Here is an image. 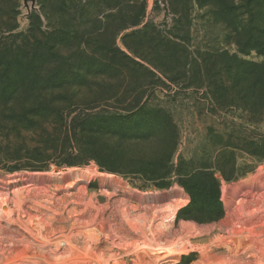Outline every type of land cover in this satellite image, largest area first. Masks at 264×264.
Wrapping results in <instances>:
<instances>
[{
  "label": "rangeland",
  "instance_id": "374dc122",
  "mask_svg": "<svg viewBox=\"0 0 264 264\" xmlns=\"http://www.w3.org/2000/svg\"><path fill=\"white\" fill-rule=\"evenodd\" d=\"M136 30L141 34L125 41L163 72L125 47L122 38ZM262 41L264 0H0V74L37 83L0 98V264H135L138 258L141 264H264V162L235 150L237 178H220L224 217L201 225L177 218L189 195L175 176L165 178L169 188H157L159 180L132 172L130 163L122 166L123 175L93 159L57 166L78 148L74 138L58 139L64 127L59 115L43 124L28 117L34 127L26 131L6 126L19 124L8 113L29 107L35 95L63 115L87 105L94 107L86 111L93 117L144 106L170 115L178 134L174 162L182 157L197 163L203 148L210 149V128L221 131L230 121L248 125L247 114L236 109L209 114L213 63L230 58L260 64ZM248 44L252 48L241 49ZM195 67L203 76L199 81ZM45 78L48 88L40 83ZM253 126L264 134V115L248 127ZM125 135H102L105 149L129 154L133 142ZM158 147L145 142L137 150ZM27 164L43 169L23 167ZM169 207L174 212L167 223ZM88 228L100 233L92 250L64 244L59 252L43 251L36 238L37 231L72 236ZM238 237L250 245L247 255L231 249Z\"/></svg>",
  "mask_w": 264,
  "mask_h": 264
},
{
  "label": "trees",
  "instance_id": "16d2710c",
  "mask_svg": "<svg viewBox=\"0 0 264 264\" xmlns=\"http://www.w3.org/2000/svg\"><path fill=\"white\" fill-rule=\"evenodd\" d=\"M127 27L124 26L122 29ZM139 34H141V30L125 35L122 38L125 47L146 64L163 72L160 64L146 59L125 41L126 38ZM258 47L263 51V41ZM247 48L250 49L252 46L249 44L241 46L242 50ZM126 57L133 64L145 70L148 69L145 64L135 61L128 55ZM213 66L215 89L210 97L213 103L210 106L209 114L220 117V113L236 109L247 114L248 125L244 128L234 121H230V123L224 124L221 131L210 128L212 131L208 140L210 149L203 148L197 163L185 161L182 157H179L176 163L174 162L178 134L176 127L170 123V115L161 110L144 111V106L123 109L126 114L120 115L115 111V114L109 113L93 117L86 111L94 107L87 105L76 111H67L63 115L62 110L51 105L50 100L35 95V102H32L29 107H23L19 112L8 113L7 118H14L18 120L19 124L6 126L15 132L26 131L34 127L29 125V123H33L28 117L35 116L42 120L40 124H43L44 118L59 115L57 118L62 120L64 127L60 131L58 139L61 137L70 143L74 138L77 140L78 148L76 153L71 152L62 156L56 162L57 166H70L93 159L109 172L123 175L126 172H123L122 166L128 167L127 163H130L129 165H133L134 169L132 172L142 175L147 180H159L154 184L157 188H169L170 182H166L165 178L175 176L177 185L189 195L188 204L178 211L177 218L191 220L201 225L211 224L221 220L225 214L220 202V178L232 180L238 176L234 151H242L257 159L258 162H264V134L259 132L256 126L248 127L251 124L257 125L264 115V62L260 64L251 61L234 62L230 58H226L215 61ZM194 71L196 72V81L201 80L203 76L200 68L195 67ZM40 83L43 88H48L50 80L45 78L40 80ZM29 84L37 83L32 79L1 76L0 74V98L8 100L9 97L20 95L21 89ZM238 103H243V106H239ZM72 112L76 113L70 115ZM146 115H149V118H142ZM122 124L124 127L121 132ZM107 133L126 134L127 138L126 135L124 138L133 142V150L129 154L123 148L119 151H107L104 139L101 138ZM145 142H156L159 147L155 152L150 153L144 149L137 150V147ZM125 159V163L120 164ZM23 167L34 170L43 169V166L34 164H27ZM21 168L15 166V169ZM193 227L196 228V225Z\"/></svg>",
  "mask_w": 264,
  "mask_h": 264
},
{
  "label": "bare ground",
  "instance_id": "6f19581e",
  "mask_svg": "<svg viewBox=\"0 0 264 264\" xmlns=\"http://www.w3.org/2000/svg\"><path fill=\"white\" fill-rule=\"evenodd\" d=\"M181 206H183V205H181ZM173 212H174V209L169 207L166 215L164 216V220L167 223L173 218ZM11 220L12 219L10 218V221ZM11 222H13V221H11ZM35 223H37V222H35ZM167 223H165L164 225L167 226L168 225ZM99 236H100V233L98 231H96V230L91 231L90 229L85 230V231L75 232L72 236L52 235V236L48 237V236L42 235V233L39 234L38 231L36 233V238H39L38 243H41L43 245V249H42L43 251H44V248L47 250H49V248L50 249L53 248L56 252H59V250H60L59 247L64 245V244L68 245L70 249H73L75 247L76 248L83 247V249L92 250L95 248V246H97L96 243L100 239ZM71 244H73V246H71ZM231 249L233 250V252L236 256L247 255L249 250H250V245L248 243H246L242 237H238V238H236L235 241H233ZM71 251H73V250H71ZM75 252H77V251H75ZM41 257L45 258V255L42 254ZM176 263H179V262L177 260H175L172 264H176ZM94 264H97V263L94 262ZM101 264H106V263H101ZM135 264H141L140 258L135 259ZM190 264H206V263H204V262L200 263L199 261H194L193 263H190Z\"/></svg>",
  "mask_w": 264,
  "mask_h": 264
}]
</instances>
